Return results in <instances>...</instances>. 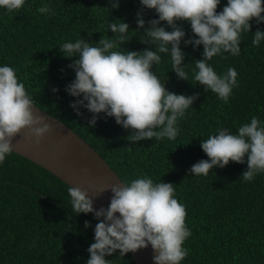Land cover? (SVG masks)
<instances>
[{
    "label": "trees",
    "instance_id": "1",
    "mask_svg": "<svg viewBox=\"0 0 264 264\" xmlns=\"http://www.w3.org/2000/svg\"><path fill=\"white\" fill-rule=\"evenodd\" d=\"M45 4L51 14L37 11ZM226 4L221 0L217 12ZM141 10L140 0H119V8H112L109 0H25L19 12L0 8V66L12 67L33 103L91 145L124 183L146 174L155 183L174 184L192 232L184 242L189 254L181 264H264V173L245 182L241 175L247 163L230 161L208 176L189 174L195 163L208 159L200 147L203 139L221 128L235 133L253 116L264 122V41L252 44L253 33L257 28L264 31V22H250L251 31L241 35L238 56L224 53L209 62L217 74L229 67L238 73L239 87L227 104L194 80V61L202 59V45L194 49L181 42L189 81L178 79L170 56L161 54V63L152 68L161 83L176 94H199L179 121L174 141L131 142L127 139L131 130L116 124L114 117L101 113L91 127L87 109L81 107L82 115L77 116L70 107L77 98L65 91L75 79V71L67 66L78 57L64 58L59 46L80 38L96 46L102 37L115 35L108 23L122 20L129 24L131 40L121 47L143 51L148 46L140 42L144 29L138 28L137 13ZM142 15L145 27L158 19L155 10L144 8ZM177 24L185 39L194 38L188 22ZM160 26L172 30L166 22ZM68 188L26 158L14 152L6 157L0 164V264H86L98 221L92 213L73 212ZM85 221L91 226L86 228ZM105 259L111 264H136L130 252L121 256L117 251Z\"/></svg>",
    "mask_w": 264,
    "mask_h": 264
},
{
    "label": "clouds",
    "instance_id": "2",
    "mask_svg": "<svg viewBox=\"0 0 264 264\" xmlns=\"http://www.w3.org/2000/svg\"><path fill=\"white\" fill-rule=\"evenodd\" d=\"M221 0H140L144 8L155 10L158 19L147 22L142 10L137 13V25L144 29L140 38L147 45L143 51H128L121 45L128 43L129 24L122 20L109 22L108 28L115 35L102 37L96 46L80 38L65 42L59 51L66 59L73 60L67 67L75 71V79L65 91L77 99L70 107L81 116L80 108L92 114L88 125L95 127L99 114L114 117L116 124L131 130L127 139L174 141L180 129L179 121L198 99L199 94L185 96L169 91L161 83L153 66L161 63V54L169 55L172 71L178 79L188 80L183 61L185 53L181 42L194 49L203 46L202 59L195 60L194 80L229 103L233 89L239 87L238 73L229 67L217 74L209 63L218 55L241 52V35L251 31V21L264 22V0H227L222 11L217 12ZM112 8H119V0H109ZM25 0H0V8L19 12ZM41 14H51L49 5L37 9ZM178 21L188 22L194 38L185 39L186 33ZM161 22L172 29L167 31ZM264 41V31L253 33L252 44ZM123 49V50H118ZM228 59V56H224ZM53 92L58 89L53 88ZM82 97V99H80ZM32 97L19 81L10 66H0V164L13 152L12 142L22 131L39 144L51 131L44 116L33 112ZM200 147L208 159L195 163L189 174L208 176L213 168H224L229 162L247 163L241 175L250 182L264 173V122L253 116L233 133L227 128L217 130L201 141ZM245 157L247 160L245 161ZM108 208L94 209L89 194L79 188H68L70 203L75 214L92 213L98 221L94 229V242L87 249L86 264H111L106 256L119 251L121 256L137 252L151 245L154 264H181L189 254L184 242L192 235L186 224L187 208L176 198L173 183H155L146 174L130 183L114 184ZM107 190V189H106ZM85 221V227H90Z\"/></svg>",
    "mask_w": 264,
    "mask_h": 264
},
{
    "label": "water",
    "instance_id": "3",
    "mask_svg": "<svg viewBox=\"0 0 264 264\" xmlns=\"http://www.w3.org/2000/svg\"><path fill=\"white\" fill-rule=\"evenodd\" d=\"M33 112L45 117L51 131L39 144L27 130L22 131L12 142L13 152L50 172L66 185L85 190L93 200L94 209L108 208L113 195L110 187L124 183L118 174L71 128L36 105ZM130 254L136 264H154L151 245Z\"/></svg>",
    "mask_w": 264,
    "mask_h": 264
}]
</instances>
